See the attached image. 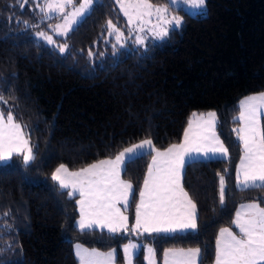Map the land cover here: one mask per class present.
I'll return each instance as SVG.
<instances>
[{"label":"trees","instance_id":"obj_1","mask_svg":"<svg viewBox=\"0 0 264 264\" xmlns=\"http://www.w3.org/2000/svg\"><path fill=\"white\" fill-rule=\"evenodd\" d=\"M22 2L0 0V93L7 101L0 111L13 112L39 151L29 169L15 156L12 167L0 166V264H78L76 242L113 247L120 261L119 248L129 238L140 245L133 264H144L143 243L156 250L157 264L165 248L197 247L198 264H211L216 231L231 226L236 205L264 200L260 188L235 186L241 150L233 132L238 100L264 91V0H206L203 14L180 11L183 25L166 39L128 46L115 56L107 21L121 29L125 22L114 0H97L68 36L54 38L57 45L68 43L65 53L32 35L56 17L42 18L33 0L23 8ZM209 110L217 113L216 131L229 154L195 159L184 170L181 182L197 204V231L132 236L75 226V197L61 194L50 177L54 168L63 163L78 169L149 137L165 148L179 141L192 112ZM149 157L121 174L136 193L129 222ZM218 173L228 182L223 206Z\"/></svg>","mask_w":264,"mask_h":264},{"label":"snow or ice","instance_id":"obj_2","mask_svg":"<svg viewBox=\"0 0 264 264\" xmlns=\"http://www.w3.org/2000/svg\"><path fill=\"white\" fill-rule=\"evenodd\" d=\"M97 0H41L36 5L44 17L58 14L62 23L53 28L57 36H68L94 10ZM120 11L127 19V35L107 21V30L115 36L113 55H117L126 47V41L135 35V44L143 46L147 36L146 30L157 40H164L171 32L183 25L180 16L169 19L171 10L182 6L201 11L206 0H166L164 5H154L151 0H117ZM31 0H23L21 8ZM71 8V11L67 9ZM186 14H191L186 12ZM153 18L155 23H153ZM28 24V21H23ZM150 25V27H149ZM35 27L36 25H32ZM36 36L47 41L49 45L56 42L44 31L36 32ZM119 45V48H117ZM60 53L69 48L67 42L59 44ZM91 56L92 53L90 52ZM6 91V89H5ZM0 102L7 103L0 93ZM264 92L250 95L239 103L238 114L233 117L239 127L233 128L240 142L242 154L236 165V186L240 189L264 190ZM217 113L193 112L184 129L183 139L179 144H171L167 148L158 149L152 138H145L120 151L114 158L98 160L86 167L71 171L61 163L52 173L51 180L57 182L61 194L64 190L69 198L76 199L79 218L76 227L81 231L99 228L111 234H131L143 236L148 234L170 235L176 232L198 230L197 204L185 191L182 176L187 165L195 158L212 159L217 156L227 157L228 148L224 146L217 134ZM26 126L18 122L11 110L0 111V166L12 167L13 157H22L25 169H29L36 160L39 151L37 145L26 137ZM144 155H151L144 176L143 187L139 191V202L136 203L135 223L129 227L128 211L135 199V189L131 182L121 179L129 163ZM225 173L229 169L223 170ZM219 176V200L223 206L228 194V182L225 175ZM264 200L242 204L237 210L232 224L238 233L224 227L216 238L215 264H264ZM118 205L123 206V210ZM5 216L9 213H4ZM140 245L129 241L123 246L127 264H132ZM76 256L80 264H114L116 250L102 253L97 249H84L76 245ZM146 259L155 264L156 250L146 246ZM200 248L165 249L164 264H198L201 256Z\"/></svg>","mask_w":264,"mask_h":264},{"label":"rangeland","instance_id":"obj_3","mask_svg":"<svg viewBox=\"0 0 264 264\" xmlns=\"http://www.w3.org/2000/svg\"><path fill=\"white\" fill-rule=\"evenodd\" d=\"M41 2V0H33V3L35 4V5H37L38 3H40ZM166 2V1H165ZM114 3H115V6H116V8H117V10L119 11V13L122 15V17H123V19H124V22H125V27L123 28V29H121L120 28V30L122 31V32H124L125 33V35H127V27H126V25H127V19H126V17H124V15H123V13L120 11V6H119V3L117 2V0H114ZM165 4V3H164ZM164 4H154V5H164ZM35 7V6H34ZM204 9H205V6L203 7V10H202V12H204ZM38 10H39V8H38ZM40 11V10H39ZM67 11H71V8H69V9H67ZM180 11H184V12H190L191 14H194V13H201V11L200 10H198V9H195V8H189L188 6H182V8L181 9H177V10H171L170 9V12H169V19H171L173 16H180L181 18H182V16H181V14H180ZM51 16H55L56 18L53 20H49L48 22H46V23H43V24H41L40 26H39V28H36V29H34V30H32V35H33V37L35 38V39H39V40H42L43 42H45V43H47V41H45V40H43V39H41V38H39V37H37L36 36V32H38V31H44V32H46L47 34H49V35H51L52 37H53V39L55 38V37H64V36H57L56 34H55V32L53 31V28L55 27V25L56 24H58V23H62L63 21H62V19L59 17V15L58 14H55V13H53V14H50V16H48V17H42V18H49V17H51ZM39 23V22H38ZM153 23H155V19L153 18ZM149 27H150V25H149ZM135 35H136V33H133V35H132V37L131 38H129L127 41H126V47H128V46H131V47H137L138 45H136L135 44ZM140 35H142V36H147V39L145 40V44L147 43V42H152V41H157V39L155 38V37H153L152 36V34H151V32H148L147 30L144 32V33H140ZM106 40H110V44L112 45V47H113V44H115V36L114 35H110L109 34V31H107V34H106ZM48 44V43H47ZM144 44V45H145ZM143 45V46H144ZM56 50H59V47H58V45H57V43H55V44H53L52 45ZM117 47H119V45H117ZM260 92H264V91H260ZM260 92H255L254 94H252V95H256V94H258V93H260ZM247 96V95H246ZM244 98H245V96H243ZM242 97V98H243ZM242 98H240V100H238V102H237V107H239V103H240V101H241V99ZM209 111H212V110H209ZM209 111H206V112H197V113H207V112H209ZM193 113V112H192ZM191 113V114H192ZM190 114V115H191ZM238 114V113H237ZM189 119V117L187 118V120ZM186 123H187V121H186ZM186 123H185V125H186ZM185 127V126H184ZM234 128H236V127H234ZM184 129V128H183ZM234 136H235V138L237 139V141L239 142V140H238V138H237V135H236V133L234 132ZM143 140V139H142ZM141 140H139V141H136V142H134V143H131V144H129V145H127L126 147H131L133 144H135V143H139ZM176 143V142H175ZM240 143V142H239ZM170 145V144H169ZM126 147H124V148H126ZM123 148V149H124ZM123 149H121V150H119L118 151V153L120 152V151H123ZM240 149H241V145H240ZM117 153V154H118ZM116 155V154H115ZM114 155V156H115ZM113 156V157H114ZM19 159H20V161L22 162V157H19ZM58 167V166H57ZM56 167V168H57ZM56 168H54V170L56 169ZM80 168H78V169H70L71 171H76V170H79ZM53 170V171H54ZM52 171V172H53ZM51 172V173H52ZM50 177H51V174H50ZM57 183V182H56ZM67 191H70V189H68ZM130 225H131V223H129V227H130ZM105 231H107L106 229H105ZM108 232V231H107ZM128 233H130V232H128ZM130 241V240H129ZM129 241H127L125 244H127ZM136 241V240H135ZM137 242V241H136ZM74 245L75 244H78V245H82L81 243H73ZM124 244V245H125ZM124 245H122V251H123V246ZM146 246H151L150 244H147V243H143L142 244V251H143V257L145 258V256H148V253L145 251V247ZM123 254H124V252H123ZM146 262H148V261H146ZM147 264V263H146ZM160 264H164V257H163V259H162V261L160 260Z\"/></svg>","mask_w":264,"mask_h":264},{"label":"crops","instance_id":"obj_4","mask_svg":"<svg viewBox=\"0 0 264 264\" xmlns=\"http://www.w3.org/2000/svg\"><path fill=\"white\" fill-rule=\"evenodd\" d=\"M252 94H254V93H250V94H248L247 96H250V95H252ZM247 96L245 95V97H247ZM242 99H244V97H243ZM242 99H241V100H242ZM239 100H240V99H239ZM205 112H206V111H205ZM190 117H191V115L189 116V118H190ZM188 120H189V119H188ZM188 120H187V123H188ZM187 123H186L185 127H187ZM261 124H262V126H264V119H262ZM185 127H184V129H185ZM235 127L238 128V127H239V124L237 123ZM184 129H183V131H182V134H181V137H180L179 141L176 142V143H172V144H179V143L182 141V139H183ZM239 144H240V143H239ZM170 145H171V144H170ZM168 146H169V145H168ZM168 146H166L165 148H167ZM165 148H162V149H160V150H163V149H165ZM240 150H241V151H240V155H239V157H238V159H237V161H236V163H235V167H234V182H235V186H236V165L239 164V162H240V156H241V154H242V149H240ZM117 153H118V152H117ZM117 153H116V154H117ZM114 157H115V156H114ZM114 157H110V158H114ZM216 158H225V157L217 156ZM104 159H108V158H104ZM151 159H152V157H151V155H150L149 160H148V163H147V168H146V171H145V173H144V176H145V174H146V172H147L148 165L151 163ZM195 159H204V158H203V157H197V158H195ZM99 160H102V159H99ZM97 161H98V160H97ZM95 162H96V161H94V162H92V163H95ZM89 164H91V163H89ZM87 165H88V164H87ZM87 165H85V166H83V167H86ZM83 167H81V168H83ZM144 176H143V179H142V182H141L140 188L143 187ZM121 179H122V180H125V181H128V180H126V179H123L122 177H121ZM128 182H129V181H128ZM236 187H237V186H236ZM140 188H139V191H140ZM76 199H79L78 194L75 196V201H76ZM139 199H140V197H139V192H138V196H137L136 202H135V204H134L133 217H132L131 222H129V223H131V224H134V223H135L136 203L139 202ZM251 202H255V201H244V202H240V203H238V204L236 205V207H235V209H234V212H233V214H232V218H231V226L228 227V228H231L233 231H235V232L238 233V229H236V228H235V225L232 224V220L235 218L236 212H237V210L240 208V206H241L242 204H247V203H251ZM75 204H76V202H75ZM118 207H121V210H123V206H122V205H118ZM76 209H77V216H76V218H75V220H74L75 226H76V220L79 218V211H78V206H77V205H76ZM124 214L127 215L126 212H125ZM130 226H131V225H130ZM77 228H78V227H77ZM221 228H224V227H220V228H218V230L216 231V234H215V253H214V259H213V262H212L211 264H215V256H216V238H217V236L219 235V231H220ZM78 229H79V228H78ZM96 229H99V228H96ZM129 232H130V231H129ZM184 232H185V231H184ZM176 233H182V232H176ZM130 234H131V232H130ZM132 236H137V235L132 234ZM129 240H131V241H133V242H136L134 238H129L127 241H129ZM127 241H126V242H127ZM126 242H124L122 245H124ZM136 243H138V241H137ZM138 244H139V243H138ZM76 245H78V244H75V245L72 244V251H73V255H74V257L76 258L78 264H80L79 259H78V257L76 256V248H75ZM122 245H121L120 248H119V249H120V254H121V260H120V261H117V260H116V254H117V251H116L114 264H127V261H126V259H125V255L123 254V251H122ZM80 246H82V248H84V249H88V250H91V249H97V248H94V247H88V246H84V245H80ZM151 247H152V246H151ZM113 249H115V248L111 247V248H108V249H105V250H100V249H97V250L100 251V252H102V253H107V252H109V251H111V250H113ZM138 249H139V248H138ZM138 249H137V251H138ZM165 249H169V248H165ZM165 249H163V251H162V253H161V261H162V259H163V257H164L163 254H164V250H165ZM172 249H189V248H172ZM115 250H116V249H115ZM137 251H136V253H137ZM146 261H148V260L146 259V256H145V258L143 257V263H144V264H146V263L149 264V261H148V262H146ZM132 264H133V261H132ZM155 264H157L156 260H155Z\"/></svg>","mask_w":264,"mask_h":264}]
</instances>
